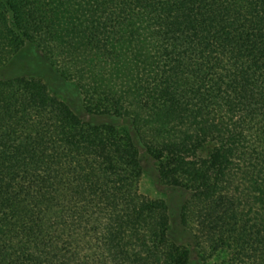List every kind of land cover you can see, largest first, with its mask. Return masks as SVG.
Returning a JSON list of instances; mask_svg holds the SVG:
<instances>
[{
  "label": "trees",
  "instance_id": "trees-1",
  "mask_svg": "<svg viewBox=\"0 0 264 264\" xmlns=\"http://www.w3.org/2000/svg\"><path fill=\"white\" fill-rule=\"evenodd\" d=\"M140 148L190 197L141 196ZM182 233L264 264V0H0V264H190Z\"/></svg>",
  "mask_w": 264,
  "mask_h": 264
},
{
  "label": "rangeland",
  "instance_id": "rangeland-1",
  "mask_svg": "<svg viewBox=\"0 0 264 264\" xmlns=\"http://www.w3.org/2000/svg\"><path fill=\"white\" fill-rule=\"evenodd\" d=\"M34 53H38L37 50H34L32 47H28L23 53V59H21L20 67L26 66L28 71L31 72H40L46 79L47 83L51 84V90L55 93H59L60 96L66 100L69 106L75 111L80 118L88 123L100 125V124H111L115 126H127L131 128V125L128 121L122 120L114 117H99L97 115H90L84 110L82 105V96L79 94L74 83L66 82L60 79L51 68L50 64L44 59L36 58ZM39 57V56H38ZM59 64L61 67L65 68L71 76L79 72V67L77 64L73 63L67 58L59 59ZM83 86H88L89 80L86 76L80 81ZM79 82V83H80ZM85 90V89H83ZM81 93V92H80ZM141 149V148H140ZM141 153L144 156L142 158V165L144 169V174L141 178L140 183L138 184V193L141 196L150 198V199H165L170 196L172 202L178 200H185L190 197L185 191H171L167 190L164 187H161L158 182V174L156 171L155 162L150 159L148 156L144 155V151L141 149ZM174 199H173V198ZM180 243L191 248V263L190 264H200L199 258L192 246V240L188 234L182 233L180 235ZM212 264H216L215 261H212Z\"/></svg>",
  "mask_w": 264,
  "mask_h": 264
}]
</instances>
